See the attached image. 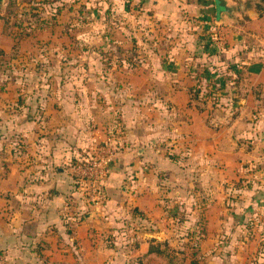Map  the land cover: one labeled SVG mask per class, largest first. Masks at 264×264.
<instances>
[{
    "label": "rangeland",
    "instance_id": "1",
    "mask_svg": "<svg viewBox=\"0 0 264 264\" xmlns=\"http://www.w3.org/2000/svg\"><path fill=\"white\" fill-rule=\"evenodd\" d=\"M192 1L0 0V178L39 182L49 160L55 208L74 214L58 222L89 228V253L112 246L114 264H264L261 88L225 84V51H264V14L217 29ZM109 157L92 202L73 169Z\"/></svg>",
    "mask_w": 264,
    "mask_h": 264
},
{
    "label": "crops",
    "instance_id": "2",
    "mask_svg": "<svg viewBox=\"0 0 264 264\" xmlns=\"http://www.w3.org/2000/svg\"><path fill=\"white\" fill-rule=\"evenodd\" d=\"M226 1L235 9L232 16L223 15L220 17L216 0L182 2L180 7L185 8L184 11L189 13H196L197 17L203 19L202 24H206L204 17L207 20L211 17L213 25L219 29L224 27L228 20L232 22L237 19L239 21L238 10L241 13L246 12V6L241 3L236 4V0ZM161 4L169 6L170 9H177V4L173 2ZM157 9L159 10L158 3ZM246 15L251 21L259 17L253 10H248ZM248 37L252 39L251 36ZM238 47L237 50L225 51V58L227 57L229 61L225 66V75L229 80L225 84L235 88L246 80L244 78H248L254 79L255 86L261 88L259 98L263 107L248 126L250 127L253 144L250 160H255L253 168L259 170L260 173L264 172V51L259 50L258 52L254 48L241 49L240 46ZM240 100H243V98ZM237 131V137H241L242 130ZM228 139L229 142H233L230 138ZM225 153L230 156L232 152L227 150ZM237 153L240 156L243 155L241 152ZM49 165L48 160L43 167V171L41 170L40 175L37 176L40 178L39 182L37 180L28 182L24 180L22 182L24 179L20 176L22 172L18 170L17 175L15 168L11 170L13 176L9 173V175L0 178V264L117 263L116 258L113 257L114 253L111 251L112 246H97L93 249L95 251L89 253L91 245L88 244L85 235L90 232L89 228L73 226L72 224L64 225L58 222L60 218L61 221L66 220V217L69 220L74 214L67 209L59 211L55 208V201L59 204L62 196L56 195L53 191L55 180ZM243 168L244 166L239 163L232 161L227 163L229 174L235 170L243 171ZM60 180H63V178ZM67 183L69 182L60 184L63 198L68 193L73 192L72 189L69 192L66 191ZM68 220L65 223H68ZM139 246L140 253L147 251L144 244Z\"/></svg>",
    "mask_w": 264,
    "mask_h": 264
},
{
    "label": "built area",
    "instance_id": "3",
    "mask_svg": "<svg viewBox=\"0 0 264 264\" xmlns=\"http://www.w3.org/2000/svg\"><path fill=\"white\" fill-rule=\"evenodd\" d=\"M111 157L107 160H100L99 162H91L88 168L83 169L79 165L73 169L77 174L89 175L92 180L89 182L90 199L92 202H98L103 199L102 191L99 187V180L105 175L106 165L110 161Z\"/></svg>",
    "mask_w": 264,
    "mask_h": 264
},
{
    "label": "trees",
    "instance_id": "4",
    "mask_svg": "<svg viewBox=\"0 0 264 264\" xmlns=\"http://www.w3.org/2000/svg\"><path fill=\"white\" fill-rule=\"evenodd\" d=\"M33 2H39L40 0H31ZM30 0H27V3H32ZM14 4L18 5L17 2ZM246 8L248 10H253L255 11L258 16L260 17L262 14H264V0H247L246 2ZM245 18H248L245 16ZM70 203V201H69ZM163 249L156 248L153 245H148L147 251L144 253V256H150L153 255L154 257H157L159 255H162ZM159 258V257H158ZM167 264H172L170 261Z\"/></svg>",
    "mask_w": 264,
    "mask_h": 264
},
{
    "label": "water",
    "instance_id": "5",
    "mask_svg": "<svg viewBox=\"0 0 264 264\" xmlns=\"http://www.w3.org/2000/svg\"><path fill=\"white\" fill-rule=\"evenodd\" d=\"M217 7L219 8L218 15L222 17L225 16H232L235 12V9L227 4L226 0H216Z\"/></svg>",
    "mask_w": 264,
    "mask_h": 264
}]
</instances>
